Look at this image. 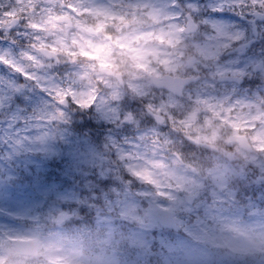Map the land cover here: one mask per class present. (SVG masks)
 I'll use <instances>...</instances> for the list:
<instances>
[{"label":"clouds","instance_id":"1","mask_svg":"<svg viewBox=\"0 0 264 264\" xmlns=\"http://www.w3.org/2000/svg\"><path fill=\"white\" fill-rule=\"evenodd\" d=\"M0 96L55 264H264V0H0Z\"/></svg>","mask_w":264,"mask_h":264},{"label":"rangeland","instance_id":"2","mask_svg":"<svg viewBox=\"0 0 264 264\" xmlns=\"http://www.w3.org/2000/svg\"><path fill=\"white\" fill-rule=\"evenodd\" d=\"M28 186L32 189L31 192L24 190L23 193L19 188L13 190L0 182V226L8 227L6 230L0 229V249L15 238L38 239L43 225L36 222L37 217L57 206L56 199L59 194L55 191V185L28 184ZM27 223L30 224L25 227ZM24 231L33 235L25 237L21 234ZM56 247L57 245L52 243L40 244L39 255H45L50 264H55L59 259L52 255Z\"/></svg>","mask_w":264,"mask_h":264},{"label":"water","instance_id":"3","mask_svg":"<svg viewBox=\"0 0 264 264\" xmlns=\"http://www.w3.org/2000/svg\"><path fill=\"white\" fill-rule=\"evenodd\" d=\"M14 242L29 245V246L24 247L22 249H18V250L22 251L24 254H27V255H37L38 254V242L37 241H17V240H14Z\"/></svg>","mask_w":264,"mask_h":264},{"label":"snow or ice","instance_id":"4","mask_svg":"<svg viewBox=\"0 0 264 264\" xmlns=\"http://www.w3.org/2000/svg\"><path fill=\"white\" fill-rule=\"evenodd\" d=\"M212 11H215V12H219V11H222V9L220 8H215V9H211ZM4 15H11V13H4ZM11 100L10 97L8 98H5L3 96H0V104H3L5 102V100ZM55 212H58V215H56L54 218L56 219L57 222H59L60 220H62L64 217H65V213L63 211H60L59 209H55L54 210ZM0 229H8V227L6 226H0Z\"/></svg>","mask_w":264,"mask_h":264}]
</instances>
